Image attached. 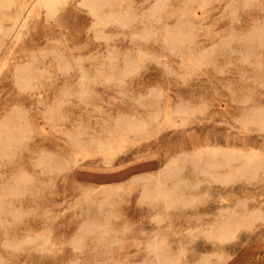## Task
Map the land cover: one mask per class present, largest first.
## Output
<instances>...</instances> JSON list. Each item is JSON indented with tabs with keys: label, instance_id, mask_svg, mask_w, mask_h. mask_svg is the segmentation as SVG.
Returning <instances> with one entry per match:
<instances>
[{
	"label": "rangeland",
	"instance_id": "rangeland-1",
	"mask_svg": "<svg viewBox=\"0 0 264 264\" xmlns=\"http://www.w3.org/2000/svg\"><path fill=\"white\" fill-rule=\"evenodd\" d=\"M92 1L0 0V264H264V0Z\"/></svg>",
	"mask_w": 264,
	"mask_h": 264
},
{
	"label": "bare ground",
	"instance_id": "bare-ground-1",
	"mask_svg": "<svg viewBox=\"0 0 264 264\" xmlns=\"http://www.w3.org/2000/svg\"><path fill=\"white\" fill-rule=\"evenodd\" d=\"M9 1V0H8ZM58 0H45V3L46 5L48 6H52L54 5ZM91 2H94L91 0ZM98 2V1H97ZM90 3V2H89ZM93 4V3H92ZM102 4V3H101ZM90 5V4H89ZM96 6V5H95ZM93 8V6L91 7ZM94 12V11H93ZM22 19H23V15L22 14H19L17 17H16V23L20 24L22 22ZM102 22V20H101ZM228 52V51H227ZM117 130V129H116ZM110 185V184H109Z\"/></svg>",
	"mask_w": 264,
	"mask_h": 264
}]
</instances>
